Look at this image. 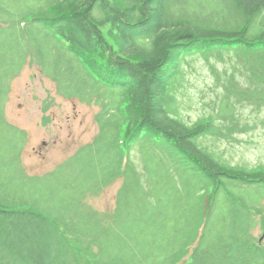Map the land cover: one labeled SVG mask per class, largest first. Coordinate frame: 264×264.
Here are the masks:
<instances>
[{
    "label": "trees",
    "instance_id": "16d2710c",
    "mask_svg": "<svg viewBox=\"0 0 264 264\" xmlns=\"http://www.w3.org/2000/svg\"><path fill=\"white\" fill-rule=\"evenodd\" d=\"M224 53L264 86V0H0V264H264L250 232L264 167L204 142L243 131L246 95L223 92L194 123L179 114L188 58ZM30 54L59 94L101 105L94 141L42 176L10 163L4 133L25 139L3 106ZM118 177L113 213L86 201Z\"/></svg>",
    "mask_w": 264,
    "mask_h": 264
},
{
    "label": "rangeland",
    "instance_id": "374dc122",
    "mask_svg": "<svg viewBox=\"0 0 264 264\" xmlns=\"http://www.w3.org/2000/svg\"><path fill=\"white\" fill-rule=\"evenodd\" d=\"M187 63L183 87L178 92L180 117L194 123L212 113L223 92L244 93L246 96L239 98L237 106L243 131L229 138L208 137L204 142L228 164L264 167V99L254 92L264 91V86L251 75V63L228 53L191 56ZM6 97L4 119L25 135L21 144L13 145L12 130L4 128L7 140L11 139V142L6 140L10 143L7 158L13 164L19 161L27 175L42 176L55 170L82 146L93 142L99 133L96 116L101 105L96 99L85 102L59 94L57 83L43 73L32 54L19 74L11 79ZM20 145L23 146L19 154ZM131 159L140 178L147 183L148 174L141 155L135 150ZM12 174L16 175L15 171ZM123 181V177H118L100 194L88 195L86 201L102 213H113ZM252 213L256 216V225L250 231L251 237L264 246V202L263 208Z\"/></svg>",
    "mask_w": 264,
    "mask_h": 264
}]
</instances>
